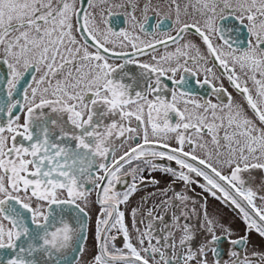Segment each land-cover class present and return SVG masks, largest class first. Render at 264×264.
I'll list each match as a JSON object with an SVG mask.
<instances>
[{"label": "snow or ice", "instance_id": "1", "mask_svg": "<svg viewBox=\"0 0 264 264\" xmlns=\"http://www.w3.org/2000/svg\"><path fill=\"white\" fill-rule=\"evenodd\" d=\"M112 8L129 28L111 27ZM148 187L158 202L131 206ZM253 233L264 238V0H0V264H264L246 254Z\"/></svg>", "mask_w": 264, "mask_h": 264}, {"label": "flooded vegetation", "instance_id": "2", "mask_svg": "<svg viewBox=\"0 0 264 264\" xmlns=\"http://www.w3.org/2000/svg\"><path fill=\"white\" fill-rule=\"evenodd\" d=\"M114 2L119 3L120 0H114ZM143 2H144V0H141V3H143ZM152 2H153V5H160L161 7H163L165 5V0H152ZM111 12H112V15H111V17L108 18V22L114 30L119 31L121 29L129 28V18L126 15V13L124 12V9L112 8ZM149 16H153V13L151 11L149 12ZM162 18L163 17H161V19ZM154 20H155V17H153V22H154ZM168 25H170L171 27H175V25L173 24L172 21H168L165 30L168 29ZM188 36H189V38H192L191 33H189ZM242 38L243 37H241V39ZM196 42L199 43L198 39H196ZM172 47H174V46H170L169 50H171ZM163 51H164V49L161 48L160 53H162ZM153 54L158 55L159 53H153ZM143 59H147V57H144ZM200 78L202 79V76ZM193 83H194V81H193ZM223 83H224V87L227 88L228 92L231 93L234 98H236L237 100L241 99L237 95L235 90L229 85L226 78L224 79ZM197 90L200 94L199 98H201V99L209 98L214 103L217 102L216 97L212 96L211 92L207 88H202V89L198 88ZM225 99H226V97H225ZM168 181H169V178L164 177L162 179L161 187L166 186ZM193 187L195 189V192L194 193H188L189 195L194 196V198L201 203L204 200H206L207 206H208V211L210 214L216 215L217 218L222 220V222H224L225 224L231 225V227L233 228L235 233L243 234L245 226H244L243 222L241 221V219L239 218V216L236 214L235 211H233L232 208L225 206L221 201L215 200L209 194L202 193V190L198 186L194 185ZM175 190L181 191V192L184 191V188H183L181 182H179V181L176 182ZM154 191H155L154 188L148 187V188H145L142 191L136 193L135 196L132 198L131 206H136L138 203H141V197H144V199L146 200V203L143 204V207L145 209L152 206L154 203L158 202V199H159L158 197H153V196L149 195V193L154 192ZM169 195H171V193H169ZM160 211H161V214H163V209H161ZM165 219L167 220L168 217L166 216ZM94 220H95V213H93V221ZM117 243L119 245V241H117ZM87 247H88V251L85 253V257L90 258L91 255L93 254V251H94L93 241H92L91 236L89 237ZM223 247H224L225 252H228L231 250L230 245L227 243H225ZM254 250L256 252L264 251V238L259 237L255 233H253L251 236V243L248 245V247L246 249V254L248 256H251ZM224 259H225V261L228 262V264H231V260L235 259V258H232V257L225 255Z\"/></svg>", "mask_w": 264, "mask_h": 264}]
</instances>
